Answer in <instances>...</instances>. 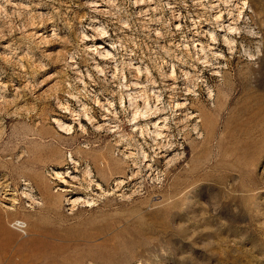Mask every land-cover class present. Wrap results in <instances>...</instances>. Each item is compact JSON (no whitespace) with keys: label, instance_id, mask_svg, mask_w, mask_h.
<instances>
[{"label":"rangeland","instance_id":"obj_1","mask_svg":"<svg viewBox=\"0 0 264 264\" xmlns=\"http://www.w3.org/2000/svg\"><path fill=\"white\" fill-rule=\"evenodd\" d=\"M139 4L0 0V264H264V0Z\"/></svg>","mask_w":264,"mask_h":264},{"label":"bare ground","instance_id":"obj_2","mask_svg":"<svg viewBox=\"0 0 264 264\" xmlns=\"http://www.w3.org/2000/svg\"><path fill=\"white\" fill-rule=\"evenodd\" d=\"M139 2H140V4L139 5H141V4H143V1L144 0H138ZM229 27V26H228ZM230 29V28H229ZM211 34H213V33H211ZM105 37H107V36H104V39H105ZM105 44V42H101L97 47H96V49L95 50H97V53L99 54V55H101L102 57H105V59H108V56L109 55H112V53H111V51L108 49V44L107 45H104ZM203 48V47H202ZM107 57V58H106ZM137 69L139 70V67H137ZM174 73V70L172 71V74ZM134 87L135 88H142L143 86L142 85H140L139 83H136V84H134ZM130 96V100L132 101L131 102V104L133 105V108H134V118H133V127H134V130L135 131H139L141 134H143L144 133V127H143V125L142 124H140V122L141 121H143V120H145L146 119V116L147 117H149V113H151V111H152V109H153V107L149 104V101H148V99L147 98H145V107L144 108H142V109H140V106H139V104L136 102V99L135 98H137V97H135V96H133V95H129ZM159 96L157 95L156 96V98H157V101L159 100V98H158ZM176 106L178 107V106H180V107H182L183 108V105H181L180 103H177L176 104ZM83 107H84V109H83V113L82 114H84L85 116H88V118H89V120L90 119H92V116H90L89 115V112H88V110L87 109H85V104H83ZM64 108H65V112L66 113H69V114H71V116L74 118V119H76V120H79L80 119V113H78V112H76L75 110H73V109H70L69 108V106L68 105H66V106H64ZM159 109H160V115L158 114V116H156V120H155V122L153 123V125H154V128H155V130H153L152 132H154L155 133V136L156 137H158V136H160V137H163V131L164 130H166L168 127H167V120H168V118H167V116L166 115H164V116H161L164 112L162 111L163 109H161V108H159L158 107V105H155V112H158L159 111ZM152 114V113H151ZM64 118H66V117H64ZM64 118H63V120H64ZM103 119H105V120H107L108 118H103ZM148 120V119H147ZM152 121V120H151ZM54 122L55 123H57L58 124V126H59V131H61V132H64V133H68V134H70L71 133V129H72V127L70 126V124H67L66 122H64V121H62L61 119H57V118H55L54 119ZM148 124H149V122L148 123H146V126H148ZM159 137V138H160ZM146 157V156H145ZM71 161H73V162H75L74 161V159H71ZM53 174H55V175H60L61 174V172L60 171H58V170H55L54 172H53ZM99 185V184H98ZM29 196H31V195H29ZM76 200L77 199H74L72 202H76ZM19 222V221H18ZM21 223H23L22 221H21ZM26 224V223H25ZM23 226H25V225H23Z\"/></svg>","mask_w":264,"mask_h":264}]
</instances>
